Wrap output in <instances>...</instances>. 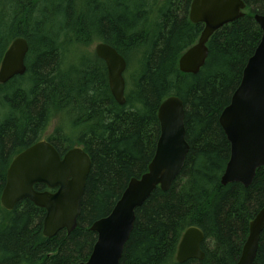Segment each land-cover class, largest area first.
<instances>
[{
  "label": "trees",
  "instance_id": "1",
  "mask_svg": "<svg viewBox=\"0 0 264 264\" xmlns=\"http://www.w3.org/2000/svg\"><path fill=\"white\" fill-rule=\"evenodd\" d=\"M244 1L245 15L213 34L205 65L191 74L179 59L204 29L190 19L193 0H0V63L13 40L29 43L25 74L0 83V264L86 261L98 237L92 224L148 171L161 134L159 108L171 96L184 103L190 150L171 188L157 187L136 209L120 264L237 263L264 207V166L248 187L221 181L231 144L220 115L262 38L255 15H264V0ZM97 41L127 61L124 105L111 92L105 61L83 51ZM43 139L61 155L82 146L93 163L78 227L49 238L44 208L28 199L13 210L1 203L11 162ZM192 226L205 234V257L178 262ZM254 264H264V231Z\"/></svg>",
  "mask_w": 264,
  "mask_h": 264
},
{
  "label": "water",
  "instance_id": "2",
  "mask_svg": "<svg viewBox=\"0 0 264 264\" xmlns=\"http://www.w3.org/2000/svg\"><path fill=\"white\" fill-rule=\"evenodd\" d=\"M245 8L244 0H193L190 19L193 23H203L204 29L198 42L180 57L179 69L183 73L197 74L208 58L210 38L223 26L242 18ZM255 20L262 29L261 41L244 68L230 104L220 115V124L231 144L230 159L221 179L223 185L239 182L248 187L257 170L264 166V15L256 14ZM28 51L26 38L13 40L0 63V83L25 74ZM95 51L107 65L115 100L124 105L125 57L105 42L98 43ZM158 117L161 134L148 171L132 178L111 213L92 224L90 229L97 233V241L90 257L78 264H120L134 229L136 209L157 187L169 190L180 174L190 150L182 99L177 96L167 98L159 108ZM92 165L90 155L81 146L61 155L47 139L40 140L11 162L1 203L5 209L13 210L18 202L28 199L46 210L45 237H54L61 230L70 234L78 227ZM36 184H43L48 189L37 190ZM263 231L264 207L250 222L249 235L236 264L255 263ZM204 239L205 234L199 227L186 229L179 243L177 261L204 259Z\"/></svg>",
  "mask_w": 264,
  "mask_h": 264
},
{
  "label": "rangeland",
  "instance_id": "3",
  "mask_svg": "<svg viewBox=\"0 0 264 264\" xmlns=\"http://www.w3.org/2000/svg\"><path fill=\"white\" fill-rule=\"evenodd\" d=\"M98 43H100V42H94V43H92V44H90V45H88V46H86L85 48H84V52H86V53H93V54H96V51H95V48H96V46H97V44ZM97 55V54H96ZM124 76H125V78H126V71H125V73H124ZM58 123H59V119H58V117L57 118H55L53 121H52V123L50 124V126H49V128H48V131H47V133H46V135H48L50 132H52L53 131V129H55L56 127H57V125H58Z\"/></svg>",
  "mask_w": 264,
  "mask_h": 264
}]
</instances>
